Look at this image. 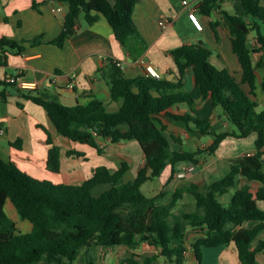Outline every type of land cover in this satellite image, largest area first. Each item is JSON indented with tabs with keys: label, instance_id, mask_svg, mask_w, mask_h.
<instances>
[{
	"label": "trees",
	"instance_id": "1",
	"mask_svg": "<svg viewBox=\"0 0 264 264\" xmlns=\"http://www.w3.org/2000/svg\"><path fill=\"white\" fill-rule=\"evenodd\" d=\"M69 6L60 36L52 43L62 47L75 33L81 15L93 25L104 17L113 29L115 39L134 57L146 50V43L135 24L133 14L139 0H56ZM224 0H202L198 9L210 17L222 8ZM242 14L221 10L222 18L210 22L216 37L217 27L225 25L233 52L237 55L242 77L238 81L226 68L211 62L213 51L198 42L183 44L171 51L178 68L177 81L152 76L127 78L122 68L110 62L108 79L112 102H121L116 111H109L107 103L95 96L85 103L65 106L39 96L26 95L41 105L56 130L73 143L88 145L99 154L103 149L99 138L112 143L136 140L145 155V166L134 180L125 181L129 165L112 171L97 167L93 175L79 185L54 184L36 180L23 172L14 162L0 157V264H103L93 250L124 246L137 249L143 244L159 250V255L144 257L131 254L122 260L126 264H154L162 256L168 264H185L188 245L184 225L201 229L203 236L191 243L198 264H202L203 250L235 243L242 264H259L257 255L264 253V109L258 110L256 100L257 66L253 55L264 50V5L261 0H241ZM254 35V46L249 36ZM41 41V38L31 42ZM1 49L22 52L20 43L11 38L0 41ZM4 50L0 56V63ZM192 70L201 98L211 100L213 107H221L235 126L231 132H217L210 118L196 114V100L185 90V77ZM17 82L0 81V97L6 99L7 88ZM244 85L249 87L245 91ZM264 91V82L262 84ZM188 105L187 112L175 111ZM162 117H170L194 127L202 135L213 137L205 148L195 151L173 150L171 142L181 144ZM126 126V127H125ZM125 127V128H124ZM257 135L255 154L233 160L230 172L208 186L188 183L172 193L169 202L149 197L142 186L160 174L167 166L179 162L198 164L202 158L214 155L228 136L247 138ZM50 145L47 168L60 171L61 149L49 134ZM20 147V146H17ZM69 155L84 157L75 149ZM261 184L253 191L250 185L237 188V179ZM101 185L109 186L100 195L93 191ZM229 195V198H224ZM10 201L19 217L31 224L23 233L5 211ZM257 222L252 228L246 222ZM237 226L241 228L237 229ZM258 240V243L255 242Z\"/></svg>",
	"mask_w": 264,
	"mask_h": 264
},
{
	"label": "crops",
	"instance_id": "2",
	"mask_svg": "<svg viewBox=\"0 0 264 264\" xmlns=\"http://www.w3.org/2000/svg\"><path fill=\"white\" fill-rule=\"evenodd\" d=\"M201 2L202 0H190V5L185 7L182 0H139L133 18L146 43V50L140 57L134 58L127 48L115 39L111 25L104 17L89 25L84 20V15H81L75 33L62 47H59L52 41L57 39L63 30L64 19L69 10L68 4L56 0H0V41L3 38H11L23 48L22 52L16 53L11 52L10 47L4 49L0 47V56L3 50L5 52L2 56V61L5 63H0V81L15 80L18 84L7 88L6 99L0 97V157L6 162H14L19 169L34 179L54 184L79 185L90 178L97 167L106 166L114 171L120 168L123 162L128 163L130 168L125 181L134 180L146 162L138 141L112 143L109 139L99 138L98 143L103 149V153L99 154L94 148L73 143L59 134L46 110L26 95L39 96L69 107L85 103L92 96L105 103H111L107 72L110 62L118 64L127 78L145 75V65L149 64L159 71L161 78L177 81L179 73L171 51L183 44L199 43V41L213 51L211 62L214 65L220 69H228L240 81L241 66L237 55L233 52L226 26L217 27L219 34L217 38L210 27V22L222 18L221 10L232 15L242 14V2L224 0L222 8L214 10L210 17L199 13ZM261 3L264 5V0H261ZM58 7L61 11H57ZM191 9L195 10L203 24L201 31L197 30L189 20L188 13ZM39 38L41 41L31 42ZM253 38L254 35L250 34L251 47L255 45ZM252 58L257 66L255 98L259 104L258 109L262 110L264 109L262 90L264 50L256 52ZM24 84L30 86L24 87ZM243 88L249 91L247 85ZM185 90L196 100V114L201 118H210L215 131L234 130L232 123L227 119L224 111H220L219 106L213 107L211 100L201 98L192 70L187 71ZM115 103L118 110L121 102ZM174 110L184 113L189 107L184 104L175 107ZM162 119L168 127L167 134L174 133L182 142H188L192 147L190 151L205 148L213 141V137L202 135L194 127H189L182 121L170 117H162ZM49 134L61 149V167L57 173L47 168ZM204 137L211 139L206 142ZM256 140L255 133L242 139L228 136L221 142L214 155L202 158L198 164L179 162L174 166L175 172L172 165L167 166L160 176L148 181L156 184L155 188H151L149 197L158 196L160 202L167 203L173 192L188 183L193 182L200 186L212 184L230 172L234 159L255 154ZM182 142L180 144L172 141V149L181 150ZM177 145L179 148H176ZM74 149L84 153V157L69 155V151ZM245 185H250L253 191L261 187L260 183L248 181L240 175L237 179V188ZM108 187L101 185L93 192L100 195ZM224 198L228 200L229 195ZM259 205L264 209L263 202ZM12 220L22 231L18 221ZM20 220L25 226L24 231L30 232L31 225L21 218ZM256 224L257 222L253 221L246 222L242 227L252 228ZM239 228L241 227L237 226V229ZM184 231L188 245L187 259L192 258L193 264H198L191 243L202 237L203 231L194 229L188 224L184 225ZM261 238L264 239V233ZM257 243L258 240L255 244ZM106 250L102 253L103 264L107 263L108 257H112L115 264H126L122 260L131 254L137 255L140 260H143L144 256L148 257L144 254L159 255L158 249L146 244L137 249L129 250L119 246ZM158 259L162 260L163 257L160 256ZM257 261L259 264H264V253L257 255ZM164 264H168L167 261ZM202 264H242V262L235 243H231L217 248H205Z\"/></svg>",
	"mask_w": 264,
	"mask_h": 264
},
{
	"label": "rangeland",
	"instance_id": "3",
	"mask_svg": "<svg viewBox=\"0 0 264 264\" xmlns=\"http://www.w3.org/2000/svg\"><path fill=\"white\" fill-rule=\"evenodd\" d=\"M107 107H108V110H109V111H116V110H117V108H116V103H115V102L107 103ZM219 109H220V111H223L221 107H219ZM258 110H261V109H258ZM223 113H224V112H223ZM232 125H233V124H232ZM232 125H231V126H232ZM232 127H233V129L235 128L234 125H233ZM209 139H211V138H210V137H204V140H205L206 142H208ZM174 146H176V145H174ZM176 148H179V146L177 145ZM180 148H181L182 150H185V151H190L192 147H191V145L188 144V142H185V141H184V142H182V145L180 146ZM155 186H156L155 182H148L146 185H144V186L142 187V191H143V193H144L145 195H148V196H149V195L151 194V193H150L151 188H152V187L155 188ZM5 211H6V213L8 214V216H9L11 219H14V220L18 221V224H19L21 230H22L24 233H27L26 231H24V227H25V226L22 224L20 218H18L19 216H18V214H16L17 212H16V210H15L13 204H12L10 201L8 202V205L6 206ZM24 222L27 223L28 225H31L28 221H24ZM105 250H106V249H103V248H98V249H94V250H93V254L96 256L97 261H98L99 263L102 262V253H103ZM106 251H109V250H106ZM117 253H119V252H117ZM117 253H116V255H117ZM144 255L152 256L151 253H150V254H144ZM154 256H155V255H154ZM157 256H158V255H157ZM121 257H122V255H121ZM144 257H145V256H144ZM158 258H159V257H158ZM158 258L154 261V264H164V262H166V259L163 258L162 260H159ZM77 264H82V256H81L80 259L77 261ZM104 264H115V261H114V259H113L112 257H108V258H107V263H104ZM185 264H193V262H192V258H188V259L186 260Z\"/></svg>",
	"mask_w": 264,
	"mask_h": 264
},
{
	"label": "built area",
	"instance_id": "4",
	"mask_svg": "<svg viewBox=\"0 0 264 264\" xmlns=\"http://www.w3.org/2000/svg\"><path fill=\"white\" fill-rule=\"evenodd\" d=\"M182 4L185 7H188L190 5V0H182ZM57 11H61V9L58 7ZM188 16H189V20L193 24V26L197 30L201 31L203 29V24H202L201 20L199 19L198 15L194 9L189 10ZM161 24H162V22H161ZM145 75L152 76L155 78H161V74L159 73V71L153 65H149V64L145 65ZM23 86L29 87L30 85L24 84Z\"/></svg>",
	"mask_w": 264,
	"mask_h": 264
},
{
	"label": "water",
	"instance_id": "5",
	"mask_svg": "<svg viewBox=\"0 0 264 264\" xmlns=\"http://www.w3.org/2000/svg\"><path fill=\"white\" fill-rule=\"evenodd\" d=\"M199 43H200V44H203V42H202V41H199Z\"/></svg>",
	"mask_w": 264,
	"mask_h": 264
}]
</instances>
